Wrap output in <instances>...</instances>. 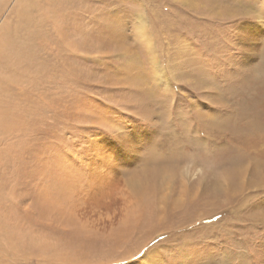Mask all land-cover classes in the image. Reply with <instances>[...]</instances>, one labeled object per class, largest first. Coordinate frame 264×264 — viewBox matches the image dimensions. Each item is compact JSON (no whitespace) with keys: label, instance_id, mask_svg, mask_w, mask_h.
Masks as SVG:
<instances>
[{"label":"rangeland","instance_id":"374dc122","mask_svg":"<svg viewBox=\"0 0 264 264\" xmlns=\"http://www.w3.org/2000/svg\"><path fill=\"white\" fill-rule=\"evenodd\" d=\"M30 1L0 0V264H264V0ZM110 116L135 150L80 156Z\"/></svg>","mask_w":264,"mask_h":264},{"label":"snow or ice","instance_id":"6c2138e0","mask_svg":"<svg viewBox=\"0 0 264 264\" xmlns=\"http://www.w3.org/2000/svg\"><path fill=\"white\" fill-rule=\"evenodd\" d=\"M259 22L264 23V15L255 17ZM110 120L116 125L114 128L101 129L96 135L102 136L107 143L92 141L89 145L82 148L79 155L87 158L89 154L98 152L93 158L104 160L109 159L113 154L118 152H131L135 150L136 134L126 123L117 117L110 116ZM139 123V121H136ZM164 250L162 248L154 249L149 252L146 259L152 260V264H165V260H161L160 254ZM153 257L155 259L153 260Z\"/></svg>","mask_w":264,"mask_h":264},{"label":"bare ground","instance_id":"6f19581e","mask_svg":"<svg viewBox=\"0 0 264 264\" xmlns=\"http://www.w3.org/2000/svg\"><path fill=\"white\" fill-rule=\"evenodd\" d=\"M22 1H25L26 2V0H22ZM24 2V3H25ZM30 0H27V2H26V4L27 5H29L30 4ZM53 12H54V9H51V14H53ZM141 27H142V25H141ZM28 30V29H27ZM143 31V29L142 30H140V32H142ZM3 45H4V43H2ZM6 44V43H5ZM7 45H11V47H10V49H9V51L8 52H11V51H13L15 48H16V45H15V42H14V40H13V37H12V34H11V39H9L8 41H7ZM23 48H24V45H22V46H20V47H18V50H23ZM7 49V48H6ZM6 49H5V51H4V54H6ZM7 52V53H8ZM2 53H3V51H2ZM4 54H1L0 55V57H3V56H5ZM15 54H16V51H15ZM23 56H25V54H19L18 55V57H20V58H22ZM256 122V121H255ZM259 122H261V121H259ZM256 166V165H255ZM237 171L239 170L238 168L236 169ZM211 260V259H210ZM242 261V260H241ZM212 262V261H211Z\"/></svg>","mask_w":264,"mask_h":264}]
</instances>
